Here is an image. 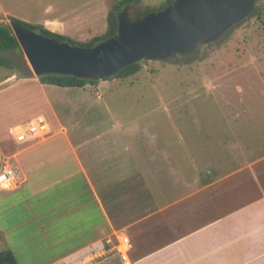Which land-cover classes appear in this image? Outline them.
<instances>
[{
    "label": "crops",
    "instance_id": "1",
    "mask_svg": "<svg viewBox=\"0 0 264 264\" xmlns=\"http://www.w3.org/2000/svg\"><path fill=\"white\" fill-rule=\"evenodd\" d=\"M110 1L0 0V19L15 17L86 42L106 32ZM2 85L24 87L39 107L24 125L41 116L51 128L47 138L20 144L10 133L19 119L0 113V171L18 169L15 184L0 188V242L19 264H125L117 250L122 235L132 241V264H264L260 175L231 187L218 185L224 178L208 179L194 192L192 179L155 173L160 156L146 174L143 150L126 141L143 143V131L116 123L110 138H95L101 143L75 145L47 92L55 85L38 77ZM88 86L99 84L77 89ZM8 127L11 151L3 139Z\"/></svg>",
    "mask_w": 264,
    "mask_h": 264
},
{
    "label": "rangeland",
    "instance_id": "2",
    "mask_svg": "<svg viewBox=\"0 0 264 264\" xmlns=\"http://www.w3.org/2000/svg\"><path fill=\"white\" fill-rule=\"evenodd\" d=\"M117 1H110L109 10ZM164 2L142 0L151 9ZM258 5L262 16L250 15L191 52L143 61L142 71L127 80L101 79L97 89L88 86L86 92L48 88L74 144H99L102 140L95 138L102 133L110 138L118 123L144 132L143 143L131 136L126 141L143 150L146 174L160 156L155 173L192 179L194 192L208 179L224 178L218 185L229 187L256 175L264 182V0ZM103 24L106 31L107 21ZM26 77L38 76L24 51L0 49V85ZM25 90L0 88V113H13L12 119H19L14 126L24 125L39 108ZM8 129L3 139L11 151ZM5 248L0 242V251Z\"/></svg>",
    "mask_w": 264,
    "mask_h": 264
},
{
    "label": "water",
    "instance_id": "3",
    "mask_svg": "<svg viewBox=\"0 0 264 264\" xmlns=\"http://www.w3.org/2000/svg\"><path fill=\"white\" fill-rule=\"evenodd\" d=\"M253 6L254 0H172L135 20L130 19L126 6L118 14L115 35L92 47L71 45L18 23H12V28L37 76L63 74L101 80L133 63L167 59L217 40L249 17Z\"/></svg>",
    "mask_w": 264,
    "mask_h": 264
},
{
    "label": "trees",
    "instance_id": "4",
    "mask_svg": "<svg viewBox=\"0 0 264 264\" xmlns=\"http://www.w3.org/2000/svg\"><path fill=\"white\" fill-rule=\"evenodd\" d=\"M172 0H165L163 4H161L156 9H151L149 6H146L142 3V0H118L115 2L110 8L107 16V30L105 33L101 35H97L93 37L88 42H80L69 36L62 35L57 32H53L42 25L31 24L25 21H22L15 17H9L10 24L0 23V49L3 51H20L22 48L15 34L13 33L12 23H18L25 28L36 31L44 36L57 39L62 42H68L71 45H78L83 47H92L104 40H107L115 35L118 27V14L119 12L126 6L129 7V17L131 20H135L140 18L151 11H157L168 4H170ZM252 16H262V12L258 5V0H254V6L251 13ZM216 41V40H215ZM212 42V41H211ZM143 69L142 62L133 63L128 65L113 75L107 76L103 79H107L109 77H115L122 80H127ZM39 80L43 84H50L59 87H74V88H84L89 84H95L98 79H85L79 78L72 75H63V74H48L38 76ZM0 264H19L18 259L15 253L10 249H5L0 251Z\"/></svg>",
    "mask_w": 264,
    "mask_h": 264
},
{
    "label": "built area",
    "instance_id": "5",
    "mask_svg": "<svg viewBox=\"0 0 264 264\" xmlns=\"http://www.w3.org/2000/svg\"><path fill=\"white\" fill-rule=\"evenodd\" d=\"M11 135L17 143L30 144L47 138L51 133L48 121L41 117H35L25 125L15 126L10 130ZM18 176V169L5 166L0 171V188H10ZM132 243L128 236L123 237L117 246V250L125 264H132L130 252Z\"/></svg>",
    "mask_w": 264,
    "mask_h": 264
},
{
    "label": "flooded vegetation",
    "instance_id": "6",
    "mask_svg": "<svg viewBox=\"0 0 264 264\" xmlns=\"http://www.w3.org/2000/svg\"><path fill=\"white\" fill-rule=\"evenodd\" d=\"M215 41V40H214ZM211 42V41H210ZM209 43V42H208Z\"/></svg>",
    "mask_w": 264,
    "mask_h": 264
}]
</instances>
